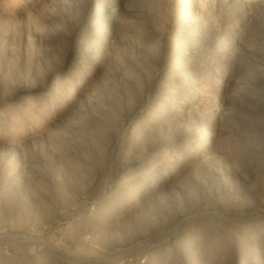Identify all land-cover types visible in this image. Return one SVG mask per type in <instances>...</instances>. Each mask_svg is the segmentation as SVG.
<instances>
[{
	"label": "rangeland",
	"instance_id": "374dc122",
	"mask_svg": "<svg viewBox=\"0 0 264 264\" xmlns=\"http://www.w3.org/2000/svg\"><path fill=\"white\" fill-rule=\"evenodd\" d=\"M0 264H264V0H0Z\"/></svg>",
	"mask_w": 264,
	"mask_h": 264
},
{
	"label": "built area",
	"instance_id": "2783aa9c",
	"mask_svg": "<svg viewBox=\"0 0 264 264\" xmlns=\"http://www.w3.org/2000/svg\"><path fill=\"white\" fill-rule=\"evenodd\" d=\"M7 249H8V247H7V246H5L4 250L6 251Z\"/></svg>",
	"mask_w": 264,
	"mask_h": 264
}]
</instances>
